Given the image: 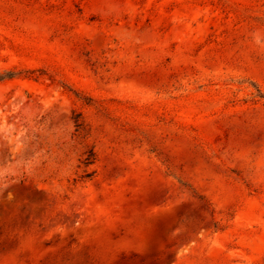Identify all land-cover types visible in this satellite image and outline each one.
<instances>
[{
	"label": "rangeland",
	"instance_id": "obj_1",
	"mask_svg": "<svg viewBox=\"0 0 264 264\" xmlns=\"http://www.w3.org/2000/svg\"><path fill=\"white\" fill-rule=\"evenodd\" d=\"M0 264H264V0H0Z\"/></svg>",
	"mask_w": 264,
	"mask_h": 264
},
{
	"label": "trees",
	"instance_id": "obj_2",
	"mask_svg": "<svg viewBox=\"0 0 264 264\" xmlns=\"http://www.w3.org/2000/svg\"><path fill=\"white\" fill-rule=\"evenodd\" d=\"M260 96H263V95H260ZM93 161H94V157L89 156V157L86 158V160L84 161V163H85L86 166H88V165L92 164ZM86 176H89V174H87Z\"/></svg>",
	"mask_w": 264,
	"mask_h": 264
}]
</instances>
